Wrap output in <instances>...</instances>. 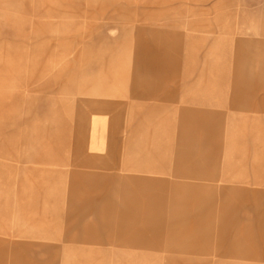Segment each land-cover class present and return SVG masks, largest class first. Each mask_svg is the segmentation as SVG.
Here are the masks:
<instances>
[{"label": "rangeland", "instance_id": "obj_1", "mask_svg": "<svg viewBox=\"0 0 264 264\" xmlns=\"http://www.w3.org/2000/svg\"><path fill=\"white\" fill-rule=\"evenodd\" d=\"M0 264H264V0H0Z\"/></svg>", "mask_w": 264, "mask_h": 264}, {"label": "crops", "instance_id": "obj_2", "mask_svg": "<svg viewBox=\"0 0 264 264\" xmlns=\"http://www.w3.org/2000/svg\"><path fill=\"white\" fill-rule=\"evenodd\" d=\"M111 6L115 9V11H117L121 7L116 3L112 4V2H111ZM204 24L205 23H203L202 25ZM140 33H142V37L140 35L137 38V40H135L134 43V46L136 48V54H135L136 68L133 73L135 77L133 85H134V98L136 99L142 98L144 95H146V93L150 92L153 89V86L155 85L157 86L158 83H160L159 79H157L158 81H156L154 84L149 82H144L141 79L142 75H144L146 72H153V71L156 72L157 68L163 65L165 61H167L166 56H170V55L171 57L175 56V51L176 49H178V41H179L177 34H170L172 44L170 43V45L164 48L165 50H168L167 52H161V49L158 47V45L152 42L153 41L152 39H148L147 37L144 36L147 34L150 35L151 33H148L144 30L140 31ZM151 35H155V34L152 33ZM156 37H158V35H156ZM173 47L175 51L173 50ZM171 57L169 58V66L167 69L168 71H172V67H174L173 64L174 60L173 58L171 59ZM160 74L161 73L159 72L156 73V75H160ZM156 78H160V77L157 76ZM191 111L194 112L192 113V115L195 118L198 110H191ZM212 117H215L214 112H212Z\"/></svg>", "mask_w": 264, "mask_h": 264}]
</instances>
